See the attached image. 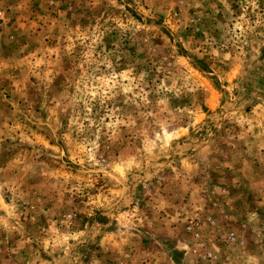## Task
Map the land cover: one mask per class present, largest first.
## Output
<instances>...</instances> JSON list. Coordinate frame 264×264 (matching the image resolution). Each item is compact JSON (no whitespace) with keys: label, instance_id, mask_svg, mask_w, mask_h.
Returning <instances> with one entry per match:
<instances>
[{"label":"rangeland","instance_id":"374dc122","mask_svg":"<svg viewBox=\"0 0 264 264\" xmlns=\"http://www.w3.org/2000/svg\"><path fill=\"white\" fill-rule=\"evenodd\" d=\"M0 10V264H264V0Z\"/></svg>","mask_w":264,"mask_h":264},{"label":"built area","instance_id":"2783aa9c","mask_svg":"<svg viewBox=\"0 0 264 264\" xmlns=\"http://www.w3.org/2000/svg\"><path fill=\"white\" fill-rule=\"evenodd\" d=\"M3 17V12L0 10V19Z\"/></svg>","mask_w":264,"mask_h":264}]
</instances>
